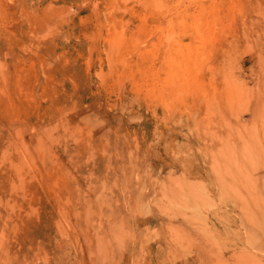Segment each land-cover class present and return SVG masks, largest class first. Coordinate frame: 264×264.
Here are the masks:
<instances>
[{
  "label": "rangeland",
  "instance_id": "obj_1",
  "mask_svg": "<svg viewBox=\"0 0 264 264\" xmlns=\"http://www.w3.org/2000/svg\"><path fill=\"white\" fill-rule=\"evenodd\" d=\"M0 264H264V0H0Z\"/></svg>",
  "mask_w": 264,
  "mask_h": 264
},
{
  "label": "bare ground",
  "instance_id": "obj_2",
  "mask_svg": "<svg viewBox=\"0 0 264 264\" xmlns=\"http://www.w3.org/2000/svg\"><path fill=\"white\" fill-rule=\"evenodd\" d=\"M246 211H247V210H246ZM251 212H252V211H251ZM243 216H244V215H243ZM246 221H247V220H246ZM254 221H255V220H254ZM251 222H252V221H251ZM251 222H250V223H251ZM255 222H256V221H255ZM247 223H248V222H247ZM251 229H252V228H251ZM249 230H250V229H249ZM251 236H253V234H252ZM252 238H253V237H252Z\"/></svg>",
  "mask_w": 264,
  "mask_h": 264
}]
</instances>
